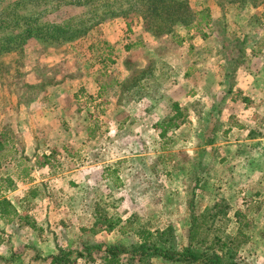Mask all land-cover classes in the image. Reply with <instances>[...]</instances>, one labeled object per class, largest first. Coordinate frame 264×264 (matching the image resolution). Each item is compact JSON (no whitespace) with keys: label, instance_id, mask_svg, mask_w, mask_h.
I'll return each mask as SVG.
<instances>
[{"label":"rangeland","instance_id":"rangeland-1","mask_svg":"<svg viewBox=\"0 0 264 264\" xmlns=\"http://www.w3.org/2000/svg\"><path fill=\"white\" fill-rule=\"evenodd\" d=\"M187 4L208 23L157 38L133 15L92 19L101 2L88 12L0 0L14 26L33 15L34 28L68 22L79 34L30 38L0 60V192L26 188L29 218L13 208L5 217L39 239L8 225L10 257L0 264H104L106 248L120 264H187L150 252L138 262L140 231L178 252L191 235L199 253L238 241V264H264V108L237 93L235 77L238 68L264 70V0ZM128 6L121 0L115 13ZM175 106L180 126L166 128ZM42 236L55 255L37 248Z\"/></svg>","mask_w":264,"mask_h":264},{"label":"trees","instance_id":"trees-1","mask_svg":"<svg viewBox=\"0 0 264 264\" xmlns=\"http://www.w3.org/2000/svg\"><path fill=\"white\" fill-rule=\"evenodd\" d=\"M35 1V0H34ZM40 1V0H39ZM43 2L51 1L57 7L66 6H87L88 12L95 11L97 8L102 7L99 5L101 2L105 11L99 13L92 19H98L102 22L114 17H122L128 19L133 15V21H140L142 26L148 34L154 37L168 36L172 34L173 28L177 24H183L189 28L188 24L193 23L195 27L201 26L203 23H208V16L204 13H194L190 10L187 0H128L129 6L124 11L121 10L115 13L121 0H42ZM220 4L223 3H241L250 1L256 3L259 0H217ZM38 3V2H36ZM22 10V9H20ZM195 17L196 20H192ZM192 20V22H191ZM19 21V20H18ZM37 22L33 15L26 16L22 21L15 22V26L6 21V14L0 13V60L4 59L7 55L13 54L17 50H21L24 43L30 38H39L45 43H58L71 41L76 37L78 32H73L67 28V25L60 24H44L40 28H34ZM13 23V22H12ZM98 23V22H97ZM89 28H84L79 33L84 35L88 32ZM1 66V62H0ZM180 117V111L175 106V114L169 119L166 128H178L180 124L175 121ZM165 129V126L163 127ZM12 212V207L6 200L0 202V216H4ZM31 227L33 224L29 223ZM107 230L112 229L110 224H105ZM241 234L239 230L237 236ZM140 244L137 247L136 257L138 262L147 260V253H151V257H160L168 261L182 262L187 264H238L235 261L236 249L239 246L238 241H230L228 243H220L219 240L212 245L210 250L203 252H195L191 249V244L194 235H191L189 246L182 252L175 249H158L152 240V234L146 231L138 233ZM216 250H212L213 246ZM220 254H217V251ZM105 257L103 258L104 264H120L117 256L116 248H106L104 250ZM58 260V258H54Z\"/></svg>","mask_w":264,"mask_h":264},{"label":"crops","instance_id":"crops-1","mask_svg":"<svg viewBox=\"0 0 264 264\" xmlns=\"http://www.w3.org/2000/svg\"><path fill=\"white\" fill-rule=\"evenodd\" d=\"M185 76V74H184ZM237 76L239 82L237 84V93H239L240 95H243V97L248 98L249 101H251V104L254 101L255 106H258L259 104L261 105V107L264 108V102L261 103V100L264 97V70H262V72H258V71H254L253 69L250 70H240V68L237 69V71L235 72V77ZM126 81H123V83H125ZM179 82V81H178ZM185 91L184 88L181 89V91ZM184 98L186 97V93L183 96ZM185 100V99H183ZM186 101V100H185ZM185 103V102H184ZM188 103V102H187ZM259 107V106H258ZM247 109H251V107H246ZM238 143H244V144H248V143H252L250 138L245 139L243 142H238ZM243 144V145H244ZM9 177V176H8ZM3 179V178H2ZM2 179L0 178V181H2ZM23 189H25L23 191ZM23 189H19V190H15V191H11V194L8 196L6 195V193L8 191L5 190V192H0V202L2 200H7V202L11 205V207L13 208V212L15 217L19 218V220H22L27 222L28 218L27 217V209L26 206L23 205V201H20V198L25 197L27 194V190L26 188L23 187ZM22 191L21 196H18L19 193ZM16 197V198H15ZM39 197H41V199L43 200V198H45L44 196L42 197L41 195H39ZM24 199V198H23ZM46 202L44 201L43 204H39V207H42V210L45 211L44 213V217L47 216L48 218L51 217L52 213L50 212L53 208V206L48 204H45ZM38 206L33 210L31 209V212H35V210H37L39 208ZM24 215V216H22ZM4 216H0V233H1V237H0V259H8L10 257V252L9 250L11 249V241H10V233L6 230V228L8 227V225L11 224L12 227H14V231L13 234L14 235H27L30 237V239L33 242H36V240L39 241V239L37 238V236L33 233H31L30 231L27 230V227L25 225L27 224H19L18 222H12V220H10L8 217ZM39 221V220H37ZM64 222H66L65 220H63ZM60 223V222H59ZM57 223V225L60 226V224ZM65 224H69L70 223L67 221V223ZM47 237V236H46ZM42 238H44L42 236ZM43 243H41L39 246H37V248L41 251H47L49 248L48 252L50 255H55L56 253V249L55 252H52V249L50 247V238H44L43 239ZM22 242V241H21ZM36 246V244H35ZM47 249V250H46Z\"/></svg>","mask_w":264,"mask_h":264}]
</instances>
